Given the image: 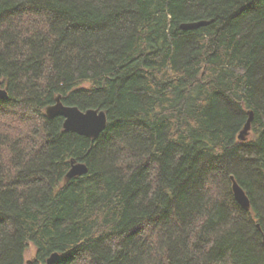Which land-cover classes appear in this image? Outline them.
<instances>
[{
  "label": "trees",
  "instance_id": "obj_1",
  "mask_svg": "<svg viewBox=\"0 0 264 264\" xmlns=\"http://www.w3.org/2000/svg\"><path fill=\"white\" fill-rule=\"evenodd\" d=\"M0 81V264H264V0H0Z\"/></svg>",
  "mask_w": 264,
  "mask_h": 264
},
{
  "label": "water",
  "instance_id": "obj_2",
  "mask_svg": "<svg viewBox=\"0 0 264 264\" xmlns=\"http://www.w3.org/2000/svg\"><path fill=\"white\" fill-rule=\"evenodd\" d=\"M209 20H196L181 23L180 27L183 30L195 29L200 26L207 25ZM7 90L2 87L0 81V98H7ZM45 115L48 118L60 116L63 118L64 131H71L79 135L86 136L91 139L99 137V135L106 129L108 124V117L104 110L98 108H87L82 110L75 105H66L62 102L61 96L57 95L55 102L45 108ZM252 112H250L249 119L238 138L244 140L246 133L250 129V120ZM88 168L84 162L71 161V166L66 173L65 178L71 179L73 177L85 174ZM232 191L236 201L244 208L250 209V200L246 195L245 190L238 184L235 178L231 175ZM259 227V226H258ZM264 243V236H263ZM58 252H53L47 259L46 264H53L59 258Z\"/></svg>",
  "mask_w": 264,
  "mask_h": 264
},
{
  "label": "rangeland",
  "instance_id": "obj_3",
  "mask_svg": "<svg viewBox=\"0 0 264 264\" xmlns=\"http://www.w3.org/2000/svg\"><path fill=\"white\" fill-rule=\"evenodd\" d=\"M2 87H3V86H2ZM251 137H252V133H251V131H250V129H249V131H248V132L246 133V135H245L244 140H248V139H250ZM35 252H36L35 247H34L33 245H31V246L26 250V252H25V256H24L25 260L27 261V260H31V259H33L34 255H35Z\"/></svg>",
  "mask_w": 264,
  "mask_h": 264
}]
</instances>
